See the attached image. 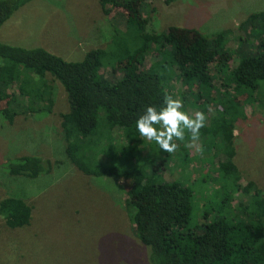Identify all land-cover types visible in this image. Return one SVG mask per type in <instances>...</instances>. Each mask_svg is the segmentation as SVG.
I'll return each instance as SVG.
<instances>
[{"label":"trees","instance_id":"1","mask_svg":"<svg viewBox=\"0 0 264 264\" xmlns=\"http://www.w3.org/2000/svg\"><path fill=\"white\" fill-rule=\"evenodd\" d=\"M30 1L0 0V27ZM143 1L98 0L102 8H122L126 27L114 30L107 47L90 49L79 61H67L42 47L0 42V118L11 124L19 115L50 112L53 82L57 81L68 102L60 121L67 158L86 175L129 181V219L136 237L146 246L150 264H264V191L252 181L241 184L234 161L235 115L242 116L238 108L234 114L217 111L210 117L209 127L206 123L200 129L215 138L212 149L222 157L213 171L217 186H209L211 195L206 196L214 205L199 209L204 220L199 225H191L194 192L184 184H190L187 179L165 180L160 174L164 160L153 163L149 170L142 162L133 163L131 146L107 147L113 142V126L124 131L128 144L140 137L136 120L146 107L159 109L165 95H171L168 86L173 76L169 71L173 67L179 71L177 78L196 85L191 95L199 102V111L207 108L204 93L213 85L210 65L216 63L219 72L230 68L231 55L224 49L227 31L210 37L196 30L188 36V30L175 26L148 31L137 14V5ZM240 26L244 30L259 26L262 35L258 50L242 52L230 74L238 89L250 97L259 91L264 101V12L249 14ZM151 49L160 56L159 67L168 69L162 75L141 67ZM105 58L111 62L109 77L101 74ZM13 85L16 90L10 91ZM180 150L179 162L187 165L190 159L184 145ZM81 152L104 155L108 160L86 163L78 157ZM165 156L169 159L171 154L165 152ZM48 164L40 156L22 155L8 161L6 168L12 176L33 179ZM233 190L240 191L244 199L229 208L227 197ZM0 216L6 227L22 228L31 221L32 206L22 197L9 195L0 200Z\"/></svg>","mask_w":264,"mask_h":264},{"label":"rangeland","instance_id":"2","mask_svg":"<svg viewBox=\"0 0 264 264\" xmlns=\"http://www.w3.org/2000/svg\"><path fill=\"white\" fill-rule=\"evenodd\" d=\"M253 12H264V0H145L137 5V14L148 31L162 32L175 26L188 30V36L196 30L208 37L227 31L224 49L231 55L230 68L219 72L216 63L210 65L213 85L205 90L208 105L202 112L209 127V119L217 111H241L242 116L235 115L234 125V161L240 183L252 181L264 191V101L259 91L250 97L238 89L230 74L242 52L259 48V26L245 30L240 26ZM125 27L126 12L102 8L98 0H31L0 27V42L42 47L67 61H79L88 50L107 47L114 30ZM154 51L147 53L141 67L162 75L168 69L159 67L160 56ZM110 64L108 58L103 60L101 74L105 77L112 75ZM170 72V94L182 100L183 111H199V102L191 95L196 85L177 78V68ZM53 85L50 112L19 115L11 124L0 118V200L17 195L32 206L31 221L22 228L6 227L0 216V264H150L146 246L136 237L129 219V181L86 175L67 158L60 121L68 102L62 86L57 81ZM15 90L16 85L10 86V91ZM110 134L113 142L107 147L131 146L133 163L142 162L149 170L150 165L164 160L160 174L165 180L187 179L190 184L183 183L194 192L191 225L204 222L198 211L214 205L206 196L211 195L208 187L215 183L213 171L222 157L212 149L215 138L200 132L202 152H197L186 147V132L185 141H175L179 147L168 159L154 141L140 136L128 144L118 126H113ZM183 145L190 159L187 165L179 162ZM22 155L46 159L47 170L33 179L8 174L7 162ZM78 157L86 163L107 159L92 152H81ZM243 199L240 191L233 190L228 193L227 205L235 208Z\"/></svg>","mask_w":264,"mask_h":264},{"label":"clouds","instance_id":"3","mask_svg":"<svg viewBox=\"0 0 264 264\" xmlns=\"http://www.w3.org/2000/svg\"><path fill=\"white\" fill-rule=\"evenodd\" d=\"M182 108V100L172 95H165L164 104L159 109L154 105L146 107L136 120L140 136L154 141L164 152L174 153L179 147L175 141H185L187 132L189 140L186 147L202 152L200 129L206 126L207 117L202 111L189 114Z\"/></svg>","mask_w":264,"mask_h":264}]
</instances>
